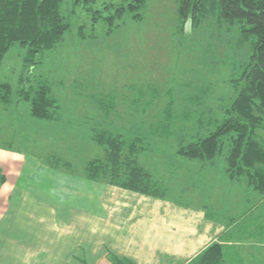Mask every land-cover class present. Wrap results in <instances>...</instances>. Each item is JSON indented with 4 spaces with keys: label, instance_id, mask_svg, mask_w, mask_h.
Instances as JSON below:
<instances>
[{
    "label": "rangeland",
    "instance_id": "rangeland-1",
    "mask_svg": "<svg viewBox=\"0 0 264 264\" xmlns=\"http://www.w3.org/2000/svg\"><path fill=\"white\" fill-rule=\"evenodd\" d=\"M88 1L93 2L64 0L62 11L70 30L63 42L43 54L41 64L24 69L27 49L19 44L7 53L0 82L13 89L11 104L0 103V147H20L51 168L46 161L57 156L81 174L90 160L104 156L94 141L95 129L142 128L140 133L149 138L141 164L171 188L169 198L210 210L221 197L220 206L226 208L228 201L238 216L228 238L250 248L263 247L264 200L245 184L227 179L228 149L211 166L178 154L181 144L197 141L201 134L195 117L213 121L206 129L214 131L215 121L223 120L232 107L244 85L238 80L250 62L253 40L242 43L238 27L218 22L215 16L197 23L190 16L183 23L182 0H148L137 12L127 11L108 33L103 22L92 26L88 9L127 6L132 0ZM135 13L142 18H135ZM45 83L60 107L57 121L32 117L30 104L23 100L16 105L22 88ZM170 112L175 125L166 139L153 137L152 126L168 121ZM257 135L264 143V129ZM261 252L257 264H264Z\"/></svg>",
    "mask_w": 264,
    "mask_h": 264
},
{
    "label": "crops",
    "instance_id": "crops-1",
    "mask_svg": "<svg viewBox=\"0 0 264 264\" xmlns=\"http://www.w3.org/2000/svg\"><path fill=\"white\" fill-rule=\"evenodd\" d=\"M37 159L0 147V264H113L108 255L189 264L212 244L221 246L226 264L261 259L264 246L228 238L238 216L228 201L220 206L221 197L205 210L178 197L183 202L124 192Z\"/></svg>",
    "mask_w": 264,
    "mask_h": 264
},
{
    "label": "trees",
    "instance_id": "trees-1",
    "mask_svg": "<svg viewBox=\"0 0 264 264\" xmlns=\"http://www.w3.org/2000/svg\"><path fill=\"white\" fill-rule=\"evenodd\" d=\"M147 1L132 0L127 6L108 5L105 9L113 11L111 15H105V9L94 10L91 7L88 10L93 14L92 26L103 22L108 26V33H112L117 27L115 22L121 20L127 11L137 12ZM63 5L64 0H0V66L16 44L27 49L23 57L24 69L30 70L41 64L43 54L63 42L70 30V24L63 15ZM190 16L196 23L215 16L218 22L238 27L242 43L253 40L250 41L252 53L248 67L238 80V83L244 82L243 88L223 120L215 121V130L212 131L206 127L213 121L206 123L202 116L195 117L201 125V134L197 136V141L181 144L178 154L211 166L215 165L214 160L227 148V179L245 184L247 188L263 195L264 143L257 133L264 129V0H182L180 17L183 23ZM134 17L142 18L140 13H135ZM83 29L80 28V35L86 39ZM21 82L24 84L25 80L21 79ZM12 89L9 83L0 82L2 105L11 104ZM50 93V86L46 83L39 84L35 89L24 87L18 93L16 105L23 100L30 104L32 117L57 121L60 107ZM171 116L170 112L168 121L152 126L155 127L151 133L153 137L166 139L165 134L171 131V124L175 125ZM140 130L143 129H95L94 141L104 149V156L90 160L82 174L91 181L128 192L158 199L168 196L170 189L165 182L157 179L141 164L149 137L142 135ZM46 162L55 169L75 173L71 166L62 164L57 156L49 157ZM225 257L221 246L212 244L189 264H226ZM108 258L113 264H135L126 258L112 255H108Z\"/></svg>",
    "mask_w": 264,
    "mask_h": 264
}]
</instances>
